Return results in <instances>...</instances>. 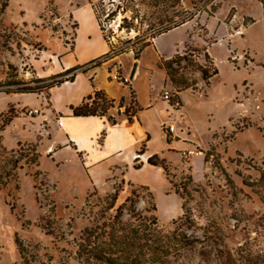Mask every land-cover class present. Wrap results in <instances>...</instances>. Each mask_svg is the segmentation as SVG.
Listing matches in <instances>:
<instances>
[{"label":"rangeland","instance_id":"1","mask_svg":"<svg viewBox=\"0 0 264 264\" xmlns=\"http://www.w3.org/2000/svg\"><path fill=\"white\" fill-rule=\"evenodd\" d=\"M83 18L90 38L106 36L108 52L115 50L96 68L67 71ZM144 41L152 44L140 53L138 65L153 86L150 90L145 75L137 81L140 101L158 97L168 112L161 125L168 140L174 139L167 128L172 124L180 135L175 138L186 137L191 145L172 151L169 159L156 155L155 165L163 167L170 183L165 192L163 183L153 194L113 174L108 186L97 189L98 196L121 187L118 206L135 190L137 209L144 210L151 192L166 230L175 228L173 220L185 208L191 210L193 223L184 230L219 264L234 253L237 264L248 259L264 264V9L259 0H0V264H85L77 243L99 207L96 198L87 202L94 190L82 194L59 186V176L49 171L51 152L43 151L51 137L46 115L54 94L61 104L70 98V90L59 92L71 86L75 74L84 73L94 85L101 68L106 80L128 92L124 106L117 100L103 117L128 118L126 108L137 106L125 70ZM178 56L176 77L191 85L184 89L162 67ZM200 66L218 73L205 81ZM29 87L36 91L15 92ZM33 109L39 113L31 114ZM151 123L160 146L157 114ZM183 150L194 153L186 156ZM141 152L134 167L142 166ZM171 181L186 190L177 193ZM169 194L178 203L173 217ZM192 264L217 263L195 258Z\"/></svg>","mask_w":264,"mask_h":264},{"label":"crops","instance_id":"2","mask_svg":"<svg viewBox=\"0 0 264 264\" xmlns=\"http://www.w3.org/2000/svg\"><path fill=\"white\" fill-rule=\"evenodd\" d=\"M87 27L88 20L83 18L76 38V55L65 62V68L87 65L108 53L109 46L104 37L99 35L96 38H90L91 33L86 31ZM94 33L99 34L97 27ZM155 44L157 47L158 42ZM134 60L132 67L130 65L127 70L123 68L131 77L132 88L136 94L139 110L132 115L134 118H120L116 124H111L103 116L73 115L71 106H80L95 90H103L115 102L123 98L128 99L126 89L106 80L101 68L97 69V76L93 78L94 85L84 73L75 74L74 79L71 80V86L59 92L71 91L70 98L63 100L62 104L57 94L51 97L53 110L46 115L51 137L46 140V148L43 151L51 152L52 166L49 171L59 176L57 180L59 186L76 187L85 194L94 188H105L109 184V177L119 174L123 175L126 185L147 186L153 194L156 193L158 183H163L161 188L163 192L170 188L163 167L149 164L148 159L156 155L169 159L172 151H178L191 144L185 141L186 137L177 140L175 137L180 135L175 133V130L174 139L168 140L161 128L162 123L167 119L168 112L158 101V97L150 98L146 104L140 101L137 81L145 75L149 81L150 90L153 85H151L150 75L145 74L138 65L139 59L134 58ZM54 114H58L62 119V127L59 126L56 118L53 119ZM155 114L158 115L159 131L163 142L160 146L156 145V139L152 133L151 116ZM62 133L65 136L64 139H60ZM140 151H142L140 154L142 166L137 168L133 166V161ZM123 170L124 174H122ZM166 202L171 205L168 214L173 217L178 212L175 195L169 194Z\"/></svg>","mask_w":264,"mask_h":264},{"label":"trees","instance_id":"3","mask_svg":"<svg viewBox=\"0 0 264 264\" xmlns=\"http://www.w3.org/2000/svg\"><path fill=\"white\" fill-rule=\"evenodd\" d=\"M259 2L264 9V0H259ZM100 4H103V2ZM97 18L99 19V16ZM165 23V20L162 21L160 27H164ZM101 30L104 31V28L101 27ZM161 32L159 30L153 38ZM104 37L106 39V36ZM151 44V41H144L134 58L138 59L140 53ZM114 50L111 49L103 56L109 57ZM101 57L89 62L87 65H83L86 66L83 71L86 72L91 68L100 66ZM179 58L178 56L175 59L165 60L162 67L167 71L176 87L184 89L191 85L187 81L176 77L178 70L174 67V64L177 63ZM83 66H76L67 71H76ZM199 68L205 81L218 73L217 68H213L212 72L205 67L200 66ZM73 79L74 76L71 80ZM26 91H36V88L17 89L15 92ZM124 103L123 98L119 103V107H123ZM135 105L137 106L136 102ZM114 107L115 100L110 99L103 90H95L80 106H71V109L74 116H105ZM138 110V107L130 106L126 108L124 113L128 118H131ZM130 112L131 114H129ZM108 120L111 124L117 123L113 116H109ZM155 158L157 157H150L148 162L153 165L157 164ZM36 160L37 158L32 161ZM16 165L17 161L14 162L13 166ZM261 179L264 180V171L261 173ZM171 183L177 193H179L180 188L183 189V192L186 190L184 185L180 187L173 181ZM142 188L146 189L145 187ZM120 191H122L121 187H117L112 194L101 197L98 196L97 188H94L92 194L87 198V202L96 198L97 203L94 206L99 207V210L91 218L90 223L81 231L77 243L79 260L85 264H192L195 258H199L200 261H214L219 264L217 256H213L208 248L200 249L198 247L199 241L192 239L184 230L185 227L190 228L193 223L190 209L185 208L184 214L173 220L175 224L173 230H166L160 225L156 214L157 205L151 192H148L150 197L149 206L144 210H139L136 206L138 195L135 190L132 191L131 196L117 206ZM234 254H228L227 261L224 264H237L233 259ZM252 260L248 259L247 262L240 264H260L258 260Z\"/></svg>","mask_w":264,"mask_h":264},{"label":"built area","instance_id":"4","mask_svg":"<svg viewBox=\"0 0 264 264\" xmlns=\"http://www.w3.org/2000/svg\"><path fill=\"white\" fill-rule=\"evenodd\" d=\"M165 97L168 99V97H169V92H168V91L165 93ZM30 113H31V114H34V113H35V114H38V113H39V110H38V109H33V110L30 111ZM58 123H59V126H61V127L63 126V121H62V119L59 120ZM168 130H169L170 132H174L175 127H174L173 125H170V126H168ZM192 153H194L193 150H183V154L186 155V156H188V155H190V154H192Z\"/></svg>","mask_w":264,"mask_h":264}]
</instances>
